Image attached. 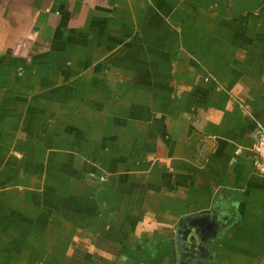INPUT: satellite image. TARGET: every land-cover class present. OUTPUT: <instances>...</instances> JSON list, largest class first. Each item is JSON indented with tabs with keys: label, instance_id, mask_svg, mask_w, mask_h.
<instances>
[{
	"label": "crops",
	"instance_id": "crops-1",
	"mask_svg": "<svg viewBox=\"0 0 264 264\" xmlns=\"http://www.w3.org/2000/svg\"><path fill=\"white\" fill-rule=\"evenodd\" d=\"M0 0V264H264V6Z\"/></svg>",
	"mask_w": 264,
	"mask_h": 264
},
{
	"label": "water",
	"instance_id": "water-1",
	"mask_svg": "<svg viewBox=\"0 0 264 264\" xmlns=\"http://www.w3.org/2000/svg\"><path fill=\"white\" fill-rule=\"evenodd\" d=\"M231 3V14L256 12L264 6V0H231Z\"/></svg>",
	"mask_w": 264,
	"mask_h": 264
},
{
	"label": "built area",
	"instance_id": "built-area-1",
	"mask_svg": "<svg viewBox=\"0 0 264 264\" xmlns=\"http://www.w3.org/2000/svg\"><path fill=\"white\" fill-rule=\"evenodd\" d=\"M254 151L256 153L255 169L259 175L264 177V128H261Z\"/></svg>",
	"mask_w": 264,
	"mask_h": 264
}]
</instances>
